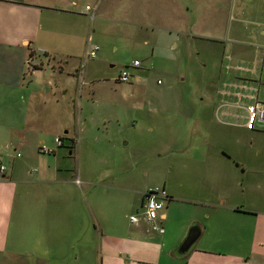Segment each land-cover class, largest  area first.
Segmentation results:
<instances>
[{"label": "crops", "instance_id": "obj_1", "mask_svg": "<svg viewBox=\"0 0 264 264\" xmlns=\"http://www.w3.org/2000/svg\"><path fill=\"white\" fill-rule=\"evenodd\" d=\"M225 2L233 21L225 29L231 42L215 69L196 81L195 93L201 102L197 116L186 122L185 135L192 137V149L186 152L189 161L176 169L175 184H162L171 200H166L154 221L143 214L138 223L129 219V226L99 229V264H264V117L252 129L246 126L247 106L264 103V0ZM163 5L176 8L175 0H0V156L8 168L4 177L24 183L20 177L24 167L29 175L37 173L38 168L28 167V161L20 167L8 164V151L11 147L23 150L30 163L39 159L44 164L47 159L37 153L45 142L37 138L47 124H57L55 118L63 126L55 136H63V145L66 136L72 138L74 127L65 119L70 116L65 108L71 86L77 83L78 59L86 58L98 45L93 44L98 33L93 27L96 17L105 20V10L112 6L162 10ZM30 55L61 61L66 76L61 83L69 92L66 103L43 99L38 93L45 88L42 78L29 88ZM86 72L77 74L80 85H94L93 80H84ZM50 169L40 167V174L46 177ZM12 194L19 219L27 199L33 197L39 206L30 217L35 224L34 242L48 251L40 264L86 263L88 255L82 259L79 246L83 239L91 242L93 233H84L81 223L67 234L69 208L62 191L33 187L15 189ZM5 195L0 194V205L4 206ZM180 200L195 211L183 212V229L171 233L169 219ZM197 223L202 229L198 240L186 254H179L187 228ZM7 236L0 233V242L7 241ZM32 254L43 258L39 251Z\"/></svg>", "mask_w": 264, "mask_h": 264}, {"label": "rangeland", "instance_id": "obj_2", "mask_svg": "<svg viewBox=\"0 0 264 264\" xmlns=\"http://www.w3.org/2000/svg\"><path fill=\"white\" fill-rule=\"evenodd\" d=\"M175 3L176 8L163 5L162 10L112 6L105 10V20L94 18L98 33L93 44L102 49L97 59H78L77 83L71 86L72 99L65 108L70 115L65 119L74 127L72 138L66 136L61 147L55 143V134L63 127L58 117L57 124H47L37 138L54 149L50 153L38 151V157L47 159L44 164L39 159L30 163L23 150L11 147L8 151V164L20 167L28 161V167L38 171L29 175L24 167L20 175L24 183L15 182L17 177L0 178L4 188L0 194H6L4 206L0 205V233L8 235L7 241L0 242V264H40L48 256L45 245L34 242L31 234L35 224L30 216L39 206L33 197L27 199L22 218H17L15 189L62 191L69 208L67 234L81 223L84 233H93L91 242L83 239L79 255L84 260L88 255L85 264H99L101 234L97 231L131 225V214L136 218L143 215L145 189L176 183V169L189 161L186 152L192 149V137L185 132L186 122L197 116L201 102L195 93L198 78H205L219 64L231 42L225 29L233 21L224 0ZM135 59L141 62L140 67H131ZM126 66H130L131 81H116ZM63 72L61 61L30 55L26 79L33 88L36 79L42 78L45 88L38 93L43 99L63 103L69 93L67 88L63 90ZM84 72V80H93V86L80 85L77 74L83 76ZM16 151L21 154L17 159L13 158ZM47 165L51 169L43 177L40 167ZM186 204L180 200L173 208L167 227L171 233L183 229V212L195 211ZM187 229L186 234L190 227ZM33 251H39L43 258Z\"/></svg>", "mask_w": 264, "mask_h": 264}, {"label": "built area", "instance_id": "obj_3", "mask_svg": "<svg viewBox=\"0 0 264 264\" xmlns=\"http://www.w3.org/2000/svg\"><path fill=\"white\" fill-rule=\"evenodd\" d=\"M90 6H87V9H90ZM91 17H94V13L91 14ZM99 49L98 45H95L94 47H92V49L87 52V54L92 57V59L97 57V51ZM141 66V62L138 59H135L132 64L131 67H140ZM130 66H126L123 67L120 72L118 73V75L115 77V80L118 82H123V83H127L130 82L132 79V74L131 71L129 70ZM247 110V123L246 126L249 129H252L254 124H256L257 120L259 117H264V103L261 102H256L255 104H251L249 106H247L246 108ZM55 143L58 146H62L63 142L61 140V138L57 135L55 137ZM54 149H50L48 147H46L43 143H41L40 147H39V151L43 152V153H48V152H52ZM17 157H20L21 154L20 152L16 151L15 154ZM7 171V166L5 161H3L2 157L0 156V177H4ZM81 181L78 179L76 183H80ZM169 194L167 192V189L163 186V185H156V186H150L146 189V191L144 192V203H143V207H144V212H143V216L144 219L148 220V221H154L158 215L160 214V211L163 209L164 205H165V200L169 199ZM132 222L138 223L139 222V218H136L135 216H131L130 217Z\"/></svg>", "mask_w": 264, "mask_h": 264}, {"label": "water", "instance_id": "obj_4", "mask_svg": "<svg viewBox=\"0 0 264 264\" xmlns=\"http://www.w3.org/2000/svg\"><path fill=\"white\" fill-rule=\"evenodd\" d=\"M202 232L201 227L197 224H194L190 227L189 232L183 241V243L178 247L177 252L181 255L186 254L189 249L195 244L198 240L200 233Z\"/></svg>", "mask_w": 264, "mask_h": 264}, {"label": "trees", "instance_id": "obj_5", "mask_svg": "<svg viewBox=\"0 0 264 264\" xmlns=\"http://www.w3.org/2000/svg\"><path fill=\"white\" fill-rule=\"evenodd\" d=\"M90 9H91V8H90ZM90 16H91V15H90ZM91 18H92V17H91ZM93 18H94V17H93ZM86 57H90V56H89L88 54H86ZM97 57H98V55H97ZM91 58H92V57H91ZM94 59H96V58H94ZM56 136H57V135H56ZM56 136H55V137H56ZM58 136H59V135H58ZM55 137H54V141H55ZM59 137L61 138V140H63V136H59ZM62 142H63V141H62ZM52 152H53V151H52ZM48 153H50V152H48ZM15 154H16V153H15ZM2 159H3V158H2ZM3 161H4V160H3ZM6 166H7V165H6ZM7 170H8V168H7ZM6 174H7V171H6ZM6 174H5V175H6ZM151 186H152V185H151ZM149 187H150V186H149ZM152 187H153V186H152ZM164 187H165V186H164ZM145 191H146V190H145ZM144 199H145V198H144V195H143L142 204L144 203ZM169 199H170V197H169ZM169 199H168V200H169ZM170 200H171V199H170ZM165 202H166V200H165ZM143 212H144V211H143Z\"/></svg>", "mask_w": 264, "mask_h": 264}]
</instances>
